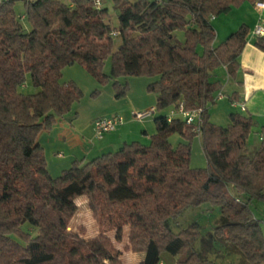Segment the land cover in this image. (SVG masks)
<instances>
[{
	"label": "trees",
	"instance_id": "1",
	"mask_svg": "<svg viewBox=\"0 0 264 264\" xmlns=\"http://www.w3.org/2000/svg\"><path fill=\"white\" fill-rule=\"evenodd\" d=\"M16 1L23 2L29 31L14 13ZM245 1L262 0H113L118 24L112 28L103 2L0 0V264H126L105 231L85 238L67 229L79 196L87 197L92 214L104 217L115 241L127 226L125 248L143 254L135 264H160L161 251L187 253L178 264H216L194 250L196 223L177 232L168 225L184 208L203 202L220 209L205 241L227 242L240 255L236 264H264V236L249 207L253 199L264 201V139L248 155L251 116L230 113L228 125L218 126L207 114L220 88L211 72L220 65L235 72L247 33L240 24L214 45L211 19ZM180 28L182 44L172 34ZM254 44L264 50V36ZM73 62L98 82L113 79L116 97L126 89L117 77H156L147 84L155 93L154 109L201 108L199 133L178 116L167 121L156 115L147 145L125 143L87 161L73 160L51 176L37 134L81 95L72 81H59L61 68ZM26 74L38 89L34 93L19 90ZM173 132L186 140L200 137L205 168L190 167L189 144L172 146ZM23 222L36 230L34 236L21 230Z\"/></svg>",
	"mask_w": 264,
	"mask_h": 264
},
{
	"label": "rangeland",
	"instance_id": "2",
	"mask_svg": "<svg viewBox=\"0 0 264 264\" xmlns=\"http://www.w3.org/2000/svg\"><path fill=\"white\" fill-rule=\"evenodd\" d=\"M58 1L63 3L69 2V0ZM128 1L133 2L135 0ZM101 2H103V5L107 9V18L110 26L112 28H116L118 24V12L117 9L114 8L113 0H101ZM244 3L249 4L251 2L245 1L240 5ZM253 4L256 6L255 2ZM238 6L232 7V10H235ZM13 9L23 29L25 31H29L31 26L27 18L24 17L25 12L23 2L16 1L13 5ZM225 15L226 14H220V17H224ZM229 15L231 16L232 14ZM172 34L174 35V42L182 44L185 41L184 28L176 29ZM117 44L118 40L117 38H114L113 50L116 49ZM216 44H218V42L214 45ZM198 52H201L200 47H198ZM110 66L111 61L110 57L108 56L104 60L102 71L105 74H109ZM155 79L156 77H148L144 75L119 76L115 80L126 85V89L122 95L116 97L113 88V79H109L105 82H98L79 62H73L71 64L64 65L61 68V77L59 78L60 83L72 81L80 89L81 95L72 103L71 109L68 113L64 114L61 118L56 119L49 128H42L38 131L37 135L44 143L45 156L47 158L46 162L49 165L48 167L50 175L55 177L60 173L54 171L51 165L52 159L51 156L48 155L50 152L49 150L53 148H59L60 152L65 154L72 152V148L74 146V144H72L73 135L78 134L79 130L83 129L84 127L92 125V121L95 119V117L98 118L104 117L107 114H117L122 119L121 124L116 126H119L118 128H115L116 130L104 132L101 137L108 134H112L111 137H115V135L118 134L116 131L122 125H125V130L123 132L128 135L127 143L137 141L143 145H147L149 143L150 135L156 131L153 118L156 115L163 116L172 109L170 106L160 111L154 110L151 115L145 116L141 119H137L133 116L132 112L134 111L144 112L155 106V93L147 89V84ZM19 90L22 93H34L38 89L31 85L29 74H26L24 82L19 87ZM227 104L226 98L223 101L214 100L213 103H209L207 105L208 120L218 126H227L230 113L246 114L245 111H239L238 107L228 109ZM59 126L62 129H66L70 137L65 140H49V131L52 129L51 131H57L59 134L61 132L58 128ZM253 126H255L254 123L246 140L245 152L248 155H252L260 144V138L258 135H256V132H254L255 130L253 129ZM143 130H146L148 135H144ZM78 135H81V133ZM97 140L98 138L94 136L92 129V139H90V141H93L92 143L97 145ZM168 142L172 146H176L181 142H188L190 150V167H206V160L201 147L200 137L198 135L186 140L179 133L173 132L168 136ZM69 164L70 161L68 165ZM68 165H66V167ZM87 201L88 200L86 196H79L75 199L77 208L74 214L68 220L67 229L81 233L85 238L94 236L98 231H105L108 237L113 241L114 245H116V247L121 250V253H129L130 250L125 248L128 233L127 226L123 227L121 240L119 242L115 241L113 229L108 228L104 217L92 214L88 207ZM249 207L254 217L259 220L260 231L262 236H264V201L253 199L249 203ZM219 216L220 209L218 205L211 204L209 202H203L197 206H188L184 208L175 218L168 220V225L171 230L177 232L178 230L188 226L193 222L196 223L197 238L193 242L194 250L200 252L202 256L216 264H236L240 261V255L230 252L228 249L229 244L227 242L219 239H214L210 243L205 241L210 234H214V228L217 225ZM21 230L23 232H29L31 236L36 234V230H30L28 222H23L21 224ZM14 238L18 242L22 244L24 243L21 239H18L17 237ZM186 254L187 253L173 256L165 251H161L160 264H178L177 261L185 258Z\"/></svg>",
	"mask_w": 264,
	"mask_h": 264
},
{
	"label": "crops",
	"instance_id": "3",
	"mask_svg": "<svg viewBox=\"0 0 264 264\" xmlns=\"http://www.w3.org/2000/svg\"><path fill=\"white\" fill-rule=\"evenodd\" d=\"M261 2L264 4V0ZM253 3L254 2L249 4L244 3L236 7L235 10L231 8L227 13H224L226 14L224 17L218 15L211 19V24L215 32L214 44L221 42L240 24H245L247 26L245 43L238 56L239 65L235 72L230 74L224 65H220L212 70L211 80L217 81L220 84V88L214 92L215 101H223L226 98L228 109L238 107L239 111H245L246 114H249L255 125L253 126L254 132H256V135H259L260 130L264 127V50L255 46L254 41L256 36L252 34V28L259 18L264 19V5H262V7H257ZM229 14L233 16L231 15V17ZM232 101H235L236 104L233 105ZM240 103L243 104L244 109H241ZM108 115L109 114L105 116ZM163 116L167 118L176 115L172 114L171 109ZM58 128L61 131L59 134L57 131H51L52 129L49 131V140H65L70 137L66 129H62L60 126ZM124 128L125 125H122L116 131L118 134L115 135V137H111L112 134H108L98 138L96 141L97 145L93 144V141H90V139H92V125L79 130L78 134L81 133V135L76 134L72 137V144H74L72 152L65 154L60 152L59 148L49 150L50 152L48 155L51 156V165L54 171L60 173V171L67 168L73 160L87 161L99 154L117 150L120 146L128 142V135L123 132L125 130ZM251 129L252 126L250 131ZM143 133L144 135H148L146 130H143ZM37 141L42 147L46 162L47 158L45 156L44 143L38 135ZM69 161L70 164L68 165ZM66 165L68 166L66 167ZM48 166L46 162V167L49 172ZM142 257V253L130 251L129 253H121L120 255L122 262L126 264H135L139 262Z\"/></svg>",
	"mask_w": 264,
	"mask_h": 264
},
{
	"label": "built area",
	"instance_id": "4",
	"mask_svg": "<svg viewBox=\"0 0 264 264\" xmlns=\"http://www.w3.org/2000/svg\"><path fill=\"white\" fill-rule=\"evenodd\" d=\"M96 6H100L101 0H94ZM257 7H262V2L256 1L255 2ZM252 34L254 36H264V19L259 18L258 21L252 28ZM232 104H236L235 101H232ZM241 109H244L242 103H240ZM154 107L150 108L148 111L144 112H132L133 116L137 119L144 118L145 116L151 115L154 111ZM172 114L180 117L185 123L194 126V130L198 133L200 131V126L203 121V112L201 108H194L188 109L185 108L182 104H179L175 109H172ZM171 117H167L166 120L169 121ZM122 119L117 114H112L109 116L98 117L92 121V129L94 136L100 138L104 132L112 131L116 128L117 125H120ZM258 137L260 141L264 139V127L259 132Z\"/></svg>",
	"mask_w": 264,
	"mask_h": 264
}]
</instances>
